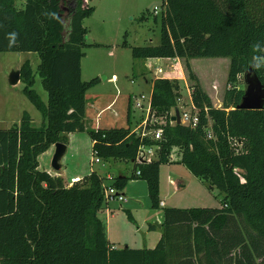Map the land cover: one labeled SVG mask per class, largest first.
Returning <instances> with one entry per match:
<instances>
[{"label": "trees", "instance_id": "trees-1", "mask_svg": "<svg viewBox=\"0 0 264 264\" xmlns=\"http://www.w3.org/2000/svg\"><path fill=\"white\" fill-rule=\"evenodd\" d=\"M160 43L130 47L134 60L186 61L195 127L171 123L178 109L177 80L152 81L150 113L165 121L159 140L127 128L89 131L92 154L103 162L132 165L129 181L146 183L152 210H160L159 170L177 149L193 177L216 189L220 208L161 209V237L153 249H113L98 213L104 183L91 172L67 188L62 178L39 170L38 157L69 134L86 131V93L99 84L81 80L89 47L84 20L94 12L86 0H0V53H34L48 94L44 104L32 89L34 75L20 69L24 96L42 116L40 128L24 114L0 130V264H264V107L237 110L244 90L238 81L252 69L264 86V0H163ZM125 45V44H123ZM229 59L227 85L215 109L188 62ZM211 133V138L208 134ZM235 145V146H233ZM141 146L156 158L139 162ZM153 154V155H154ZM139 172V176L136 173ZM127 216L131 218L127 211ZM159 227L148 224V231Z\"/></svg>", "mask_w": 264, "mask_h": 264}, {"label": "rangeland", "instance_id": "rangeland-1", "mask_svg": "<svg viewBox=\"0 0 264 264\" xmlns=\"http://www.w3.org/2000/svg\"><path fill=\"white\" fill-rule=\"evenodd\" d=\"M23 1L17 0V5H21ZM88 3L94 12L83 23L87 29V44H98L100 47L92 46L84 51L85 56L81 60V80L90 82L98 78L100 82L86 93V131L67 136L66 153L60 161L62 168L57 173L67 183L73 177L83 179L91 172H95L103 178L104 186L110 187L115 178L128 177L132 165L113 160L96 163V157L92 154L89 131L127 128L126 120L129 110L131 126L134 132L139 133L142 123L139 120L146 117L149 101V89L142 79L153 78L156 68H161L165 75L171 63L134 60L130 50V47L134 46L159 45L163 0H89ZM26 63L30 65L34 75L32 89L44 104L48 103V94L37 74V67L40 63L38 56L34 53H0V130H8L14 125H19L24 114L31 118V124L35 128H40L42 124L41 114L23 94L25 83L20 80L15 86H11L8 82L9 75L20 71ZM262 65L264 66V60H262ZM228 66L229 59H194L188 66L191 73L200 77L206 88L211 82L219 86L218 91H215L216 86H213L214 92H210L212 98L209 97L215 109L221 108L224 93L229 87L227 85ZM174 68L177 73H183L188 85L187 90L190 91L192 84L188 78L186 64L176 63ZM112 76L116 78L115 81ZM243 76L237 84L240 90L245 88ZM187 90L183 87L181 89L182 95H179L178 99L180 111L190 109L189 91ZM139 97H142L143 111L135 106L136 100H140ZM149 117L152 127L165 125L163 119L156 118L151 113ZM178 152L176 149L170 153V161L177 159ZM53 154L54 147L52 146L38 157L40 171L52 170ZM154 158H156L155 154L151 159ZM172 177L180 178L187 183L183 192H177L171 183ZM127 187L130 193H135L136 198L140 199L139 203H133L137 200L127 196V203H122L120 207L116 200L106 201L104 198L103 214L98 213V218L103 222L111 244L119 241L120 245L115 247H118L117 250L126 247L134 250L144 249L142 232L137 230L138 222L135 221L133 215H131L132 219L128 218L127 208L131 206L144 215V209L141 207L143 204L145 208L148 207L151 210L147 217L148 220L154 219L155 210L151 209L145 182H131ZM159 197L165 207L177 209L220 208L223 198L216 189L210 190L206 184L190 175L181 164L160 167ZM116 237L117 240H115Z\"/></svg>", "mask_w": 264, "mask_h": 264}, {"label": "crops", "instance_id": "crops-1", "mask_svg": "<svg viewBox=\"0 0 264 264\" xmlns=\"http://www.w3.org/2000/svg\"><path fill=\"white\" fill-rule=\"evenodd\" d=\"M87 1V3L89 2V0H86ZM89 4V3H88ZM148 61H165V62H168V63H171L170 65H169V67H168V69H166L167 70V73L164 75V73H163V76L162 77H155L154 75H153V78H151V79H149V78H143L142 79V81L144 82V84H145V86L146 87H148V89H149V101H150V97H151V89H152V81L154 80V79H156V78H163V79H171V80H177L178 82H179V84H180V95H182L181 94V89H182V87L185 89V90H187V87H188V85H187V82H186V80L184 79V77H183V73H177V70H176V68H174L175 66H176V63H180L181 64V62H183V63H185L186 64V61H184V60H180V59H155V60H148ZM192 60H190L189 62H188V64H189V66H190V62H191ZM149 63V62H148ZM174 66V67H173ZM180 69H181V67H180ZM113 78H115L114 76H112V79ZM116 79V78H115ZM197 79H198V81H199V83H200V86H201V88L203 89V91L208 95V97H210V98H212V95H211V93L210 92H212L213 91V86L215 87L216 86V90L215 91H218V88H219V86H217L216 84L217 83H215V82H211V84L210 85H208V88H206V86H204V84L202 83V81H201V79H200V77L199 76H197ZM113 81H114V79H113ZM181 84H183V86H181ZM189 91V89L187 90V92ZM214 92V91H213ZM188 96H189V98H190V91L188 92ZM131 98H129V100H130ZM180 110L181 109H179V112H180ZM86 119V118H85ZM145 119V118H144ZM143 118L141 119V120H139V122H141V121H143L144 120ZM131 130L132 131H134V128L131 126ZM54 147V146H53ZM176 150V149H175ZM174 150V151H175ZM174 160V159H173ZM179 161H180V154H179V152H178V154H177V159H175L174 161H170L171 162V164H168V165H172V164H179ZM62 168V167H61ZM131 171H132V169H131ZM131 171H130V175H131ZM45 172L46 173H48V174H50L51 176H54V177H60V178H62L61 176H60V174L59 173H55L53 170H51V171H46L45 170ZM189 173V172H188ZM190 174V173H189ZM129 175V176H130ZM191 175V174H190ZM128 176V177H129ZM74 178H79L80 179V177H73V178H71V179H74ZM102 178V177H101ZM174 177H172L171 178V183L175 186V188H176V190H177V192L178 193H180V192H183L185 189H186V187H187V183L185 182V181H183L182 179H180V178H174ZM187 178H189V176H187ZM70 179V180H71ZM62 180H63V178H62ZM136 181H140V180H136ZM136 181H129L128 182V184L129 183H131V182H136ZM198 181H200V180H198ZM63 182H64V180H63ZM201 182V181H200ZM69 182H64V184L65 185H67ZM128 184H127V186H128ZM126 186V188L124 189V191L123 192H121V195H123L125 198H126V201L125 202H122V203H127V196H130L133 200H137L136 202L135 201H133V203H139L138 201L140 200L139 198H136V195H135V193H130L127 189H128V187ZM159 199H160V197H159ZM119 203V202H118ZM122 203H119L120 205V207H121V205H122ZM160 204H162V206H160V211H161V209H166L167 207H165L164 206V204H163V202L160 200ZM142 209H144V215L139 211V210H136L135 208H131V206L130 207H128L127 208V211L130 213V215H133L134 216V218H135V221L136 222H138V225H139V227H138V232H142L141 233V235L143 236V239H144V249H152L154 246H156L157 245V243H158V241H159V239H160V237H161V232H160V226H161V223H162V212H158V211H154V214H155V216H154V219L153 220H148L147 219V217H148V214H149V212H151V210H150V208H145L144 206H143V204H142ZM177 209V208H176ZM103 211V208H102V210L99 212V214L101 213ZM102 214H103V212H102ZM145 216V217H144ZM153 221H155V223H153ZM148 224H152V225H154V226H156V227H159V229L158 230H156V231H152V232H150V231H148ZM106 238H107V241H108V243L111 245V247L113 248V249H117V248H115L117 245H120V243H119V241H114V242H117V243H112L111 244V239H109V237H108V235H107V232H106ZM115 240H117V237L115 238Z\"/></svg>", "mask_w": 264, "mask_h": 264}, {"label": "built area", "instance_id": "built-area-1", "mask_svg": "<svg viewBox=\"0 0 264 264\" xmlns=\"http://www.w3.org/2000/svg\"><path fill=\"white\" fill-rule=\"evenodd\" d=\"M154 14L156 15V10L154 11ZM163 70L161 68H156L155 69V77H160L161 75L163 76ZM115 81V78H113ZM191 93V92H190ZM140 100H136V108L143 111L144 106L142 105V97H139ZM180 124L183 126H190V127H195L198 122V111L193 107L191 100H190V109L180 111ZM150 101H148V107L146 108V117L142 121L140 127H139V133H136L139 135L142 139L151 137L154 140H159L161 138L162 130L161 129H154L152 128V125L150 123ZM208 138H211V133L208 134ZM154 150L152 148H146L144 146H141L137 155V160L139 162H151V158L153 157ZM101 162L98 158H96V163ZM139 172L136 173V176H139ZM81 182V179L79 178H74L69 181V183L66 185L67 188L72 187L74 184ZM104 198L106 201H112L116 200L119 203L125 202L126 198L121 195L120 192L116 191L112 187H105L104 186ZM162 206V204H160Z\"/></svg>", "mask_w": 264, "mask_h": 264}, {"label": "water", "instance_id": "water-1", "mask_svg": "<svg viewBox=\"0 0 264 264\" xmlns=\"http://www.w3.org/2000/svg\"><path fill=\"white\" fill-rule=\"evenodd\" d=\"M104 79V78H103ZM244 92L241 97L237 110L242 111H260L264 107V86L259 80L256 73L249 69L243 76ZM20 81V72H12L9 75L8 82L11 86H15ZM171 123L180 125L179 110H175L174 116L171 117ZM67 147L60 143L54 145V154L52 157L51 167L54 172L61 170L60 161L66 153Z\"/></svg>", "mask_w": 264, "mask_h": 264}]
</instances>
